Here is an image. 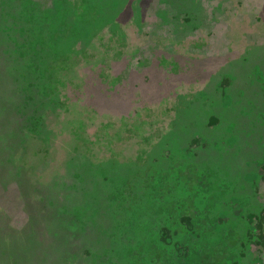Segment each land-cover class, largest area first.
Returning a JSON list of instances; mask_svg holds the SVG:
<instances>
[{
    "label": "rangeland",
    "instance_id": "obj_1",
    "mask_svg": "<svg viewBox=\"0 0 264 264\" xmlns=\"http://www.w3.org/2000/svg\"><path fill=\"white\" fill-rule=\"evenodd\" d=\"M194 1L0 0V264H264V0Z\"/></svg>",
    "mask_w": 264,
    "mask_h": 264
},
{
    "label": "trees",
    "instance_id": "obj_2",
    "mask_svg": "<svg viewBox=\"0 0 264 264\" xmlns=\"http://www.w3.org/2000/svg\"><path fill=\"white\" fill-rule=\"evenodd\" d=\"M79 1L82 2L84 10H83L82 13L78 14V17L79 18H84V16H85L86 19L85 18L84 19L87 21L89 19L88 15H87L88 14V10L87 9L90 6V4H89L88 0H78V2ZM192 2H193L192 4H194L195 1L192 0ZM185 3H187V2H185ZM189 6L190 5H188V4L186 5V4L183 3L182 5L179 6V12H183V11L189 12V8H190ZM188 14H191V13L189 12ZM99 18H101V15L100 14L96 15L95 22L98 21ZM56 35H57V33H56ZM71 36H72L71 33L67 32L65 37L69 39ZM58 38H59V36H58ZM7 80L8 79L6 78L5 85H6V81ZM9 92L11 93V95H13L12 103L15 100H17L19 98V96H21V93L19 91H17V89H15V90L11 89ZM15 95L17 97H15ZM1 97H2V95H1ZM9 97H10V95L7 96V100L10 101L11 98L9 99ZM5 101H3L2 103H4ZM4 108L6 109L7 107H4ZM10 108L13 111L12 112L13 115L16 114V108H12V106H10ZM4 112H5V114L8 113L7 110H5ZM259 115L262 116V117H260V119H264V116L261 113ZM2 118H3V116H2ZM213 120H215V122H217V121L220 122V118L219 117H215V119H213ZM6 130H7V128H6ZM16 136H17V133H16ZM13 137H14V126L11 127V131H9V132L5 131V129H4V132H2L1 135H0V138H2V142H3V144L2 143L1 144L4 145V147H5V148L1 149L3 152H0L1 156H3L4 158L6 157V164H4L5 168H7V163H9L11 165V167L14 168V164H12L14 161L11 160V156L10 157L8 156V155H10L9 152H10V148H11V144H12L11 141L13 140ZM9 141H10V143H9ZM116 204H118V203H116ZM224 251L225 250L222 249L221 247H214V248H212V255H211L209 249H204V251L202 253V256H201L202 264H225V261L223 262V258H224V254H225ZM8 263L9 264H13V261L11 259H9Z\"/></svg>",
    "mask_w": 264,
    "mask_h": 264
}]
</instances>
